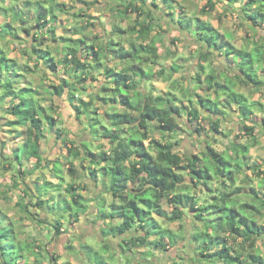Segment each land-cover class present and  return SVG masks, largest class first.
Returning <instances> with one entry per match:
<instances>
[{
    "label": "trees",
    "instance_id": "1",
    "mask_svg": "<svg viewBox=\"0 0 264 264\" xmlns=\"http://www.w3.org/2000/svg\"><path fill=\"white\" fill-rule=\"evenodd\" d=\"M77 1L86 6L93 4L87 0H74ZM222 1L206 0L195 13L194 9L177 0H109V8L117 13L118 18L134 16L135 22L126 29L114 23L110 33L95 34L91 41H87L91 34L89 28H96L101 23L92 20L94 17L90 13L83 9L72 13L76 18L81 17L77 21L79 26L73 27L78 38L58 37L54 24L55 8L66 4L56 0H37L31 5L37 29L33 33L36 43H43L44 39L58 41L53 50L57 58L51 55V50L45 52L49 71L62 74L59 84L49 86V92L60 95L66 91L77 118L82 124L87 119L83 126L84 132L88 133L81 134V139L80 136L74 140L62 139L71 157L67 171L72 181L66 187L70 204L64 199L60 204L65 203L66 210L74 215L72 221L77 222L79 211L87 208L83 195L77 192L78 188L88 189L81 180L89 174L94 181L101 182L103 192L110 194L112 200L106 204L102 192L94 199L98 207L96 218L106 223L101 229L104 237H122L120 247L127 258L143 247L147 248L142 255L146 260L155 249L169 250L179 235L163 227L152 216L163 218L165 214L169 221H178L185 218L184 209H187L188 213H194L196 225L189 238L197 254L191 256V264H264V256L257 246L258 239L264 234V225L258 222L264 218V196L255 187H242L237 183L245 167L257 171L256 163L249 164L246 158L249 149L258 143L260 133L264 132V129H257V121L253 118L256 109L264 111V104L250 101L240 90L241 86L264 90V32L261 41L252 40L251 46L233 43L230 34L222 33L209 20L200 17L211 13ZM225 1L231 8L238 4L239 19L243 23L264 30V0ZM17 16L21 18L22 14ZM163 25L186 33V37L197 46L193 52L204 64H197L191 82L185 84L187 78L181 75L171 80L169 90L153 94L141 87V81L152 77L151 65L161 63L157 42L164 41V37H154L151 33L155 26L162 28ZM24 32L31 33L28 28ZM114 36L120 39L116 40ZM37 50L44 53L42 48ZM107 55L124 65L119 68L109 66ZM216 56L224 58L223 67L213 65ZM90 57L92 61H88ZM184 59L180 56L173 61L166 76L181 72L185 65L179 61ZM10 67L9 59L0 49V87L5 92H13L8 79ZM166 69L162 63L158 74H165ZM96 71L105 79L99 86L93 85L98 80ZM3 74L7 77L2 79ZM180 78L184 82L181 83ZM88 89L91 91L87 92ZM30 92L31 89L26 87L15 93L14 97L19 101L12 105L11 114L28 122L23 151L41 162L45 159L39 153V143L45 138V132L53 130L57 119L43 107L35 105ZM82 94L88 99L84 100ZM108 102H111L109 107L101 112L105 124H99L98 110ZM231 112H236L242 122V134L251 139L250 143L233 142L231 154L213 148L205 140L206 146L202 147L200 154L183 155L176 150L175 142L166 139L181 125L199 137L221 133L223 118ZM90 120L99 127H91ZM205 120L207 129L202 124ZM262 123L264 125V118ZM154 127L161 132V140L151 135ZM55 132L59 137L63 135L61 127ZM68 142L70 146H67ZM93 142L97 144L93 146ZM104 142L108 143L106 149ZM60 166L55 164V172L64 180ZM257 172L258 175L264 174V170L258 169ZM250 180L246 179L247 183ZM262 183L260 181L258 186L262 187ZM190 187L209 197L200 202L201 197L190 192ZM243 193H247L246 198ZM163 200L173 207L170 214L163 212ZM23 208L25 210L27 204ZM26 212L32 215L27 209ZM4 223L0 218V264H17L25 255L16 250L13 227ZM104 245V249L108 248L109 242L104 241ZM179 257L183 259L181 255Z\"/></svg>",
    "mask_w": 264,
    "mask_h": 264
},
{
    "label": "crops",
    "instance_id": "2",
    "mask_svg": "<svg viewBox=\"0 0 264 264\" xmlns=\"http://www.w3.org/2000/svg\"><path fill=\"white\" fill-rule=\"evenodd\" d=\"M35 1L37 0H0V49L9 59L10 69L12 70L8 75V79L12 83L13 91L5 92L0 87V218L2 222H5L4 224H10L13 227L16 250L18 252H23L25 255L24 258H19L17 264H118L116 257H119V255L122 256V258L124 257L123 261L119 264H129L130 258L132 257L128 256L127 258L122 254L120 242L117 243V246H113L112 244L114 243L113 241L117 239L121 241L122 237H112L109 235L103 238L106 241L108 240L107 243L109 242V247L104 249V255H107V257H102L101 263H98L97 260L94 262L91 258H88L86 253L94 249V245H90L92 244L90 243V239L95 235V232L88 231L89 233L85 235V238H80L79 241L81 242H78L77 246L74 245V243L68 244L71 245L70 247L65 245L67 241V239L65 240V236L68 234V230L72 231L71 229L74 224H77L78 229H80L79 227L82 226L80 225L82 218L88 215H92L93 217L96 216L98 207L94 199L102 192L103 196L106 197L105 203L108 204V202L112 200V197L110 194H105L103 192L104 188L101 182H96L89 174H85L86 176L84 180H81V183L87 184L88 189L82 190L78 188L77 192L83 195V203L87 205V208L79 211V220L74 223L72 221L74 215L66 210L65 203L60 204L62 199L67 202L66 204H70L71 200L69 194L66 192V187L67 184L72 181V177L65 169L69 166L68 160H71V157L68 156L67 147L62 139L65 137L74 140L79 138V136L81 139V134L84 133H80L79 135V133L75 132L77 128L76 125H81L82 123L80 119L77 118L76 110L71 104L68 93L64 91L60 95H52L49 92V86L59 84L62 74L57 75L49 71L45 60V52L46 50H51V55L57 58L58 55L55 51L53 52V50H55L54 47L58 41L55 42L44 39L42 40L43 43H36L37 41L34 40L33 33H35L37 29L34 20L35 14L31 11V5ZM56 1L60 3L65 2L66 4V6L55 8L56 21L54 24L56 27V35L58 37L67 36L73 39L78 38L79 34L75 32L73 27L74 25L79 26V23H76V21H79V18L72 15L73 9H75V12L81 9L90 11L92 5L86 6L80 1L74 2V0ZM177 1H182L183 4H186L185 0ZM68 2H72V4L70 5ZM83 5H85V8ZM60 8H64V10ZM228 8L230 7L228 6ZM216 9L217 4L215 10ZM64 12H71L73 18V24H71L72 30H70V34L68 35H64L66 32L60 26L59 22L60 13ZM20 14H22L21 18L17 16ZM202 16L203 15L200 17L203 18ZM208 17L209 15H206L203 19L209 20ZM25 28H28L31 33L26 34L24 32ZM89 30L94 31L92 28H89ZM89 35L90 37H88L87 41H91L95 33L91 32ZM38 48H42L44 53L39 52L37 50ZM173 54L174 53L168 52V58L171 59L168 60L167 58L164 62H161V57V59H159L161 62L160 64L158 62L157 64L151 65L150 70L153 73L152 77L143 78L141 87H145L148 91H152L153 94H158L154 92L152 87V81L156 79V75L159 80L167 82V89L159 93L169 90V88L172 87L171 80L178 79L181 75H184L185 79L187 78L184 80L185 84H187L188 81L191 82V77L197 69V64L203 62L199 61L195 52L192 51L189 55H183V57H185L184 61H179L182 64L184 63V69H181V72H174L172 77H168L166 76L170 71L168 68L173 61L182 56L181 54ZM111 57V55H107L106 58L109 66L119 68L124 65L116 58ZM223 59L224 58L221 56H216L213 63H218L219 68L220 66L223 67L221 63ZM88 61H92L91 57ZM162 63L165 64L167 69L165 74L160 75L158 74V70ZM146 67L148 68V65H146ZM154 67H158L159 69L155 71ZM98 72L99 71L95 72L98 80L94 81L93 84L96 86L101 85L105 81L103 76L98 75ZM228 75L231 76L229 73ZM5 77L7 76L3 74L2 79ZM165 77H167V79H165ZM181 80L182 78H180V82L182 83ZM26 87L31 89L30 93L35 105L43 107L57 119L53 126V130L45 132V138L39 143V153L45 159L41 162H38L35 157L29 156L23 151L28 122H23V120L11 114L12 105L19 101V98L14 97L15 93L19 92L21 88ZM90 91L91 89L87 90V92ZM199 91L203 93V90ZM82 97L84 100L88 99L86 94H82ZM249 99L252 101V98ZM110 104L111 102H108L104 107L100 106L98 114L101 115V112H105ZM95 106H97V104H95ZM119 108L121 107L119 106ZM67 114L68 120L66 119L65 122L63 120H65L64 118ZM255 114L256 113H254V115ZM64 122L72 124L69 127L70 131L62 128L61 125H64ZM57 127L63 129V135L61 137L55 132ZM73 133L76 134L74 135ZM90 138L91 141H94L92 137ZM93 143V146L97 144L96 142ZM104 143L108 145L107 142ZM70 145L71 144L68 142L67 146ZM104 148L106 149L107 147ZM94 150L96 151L95 147ZM18 159H20V162ZM56 163L61 165V170L63 168L60 175H63L62 177L64 180H61L58 178V175H56V168L54 167ZM74 163L78 164V161H74ZM62 164H65V166L62 167ZM104 179L106 178L104 177ZM78 182L79 181L76 183L78 184ZM43 187L49 190L47 194L45 193L47 190L44 191ZM90 194H92V196ZM40 200H42V202H40ZM24 204H27L26 209L31 212L32 215H29L26 209L24 210ZM57 227L60 229L59 232L57 231ZM83 228L82 226V229ZM78 232H85V230H78ZM127 235L128 234L124 236ZM66 248L70 249V254L67 255L68 258H64L66 256ZM51 256H55L56 258L53 259ZM74 256H76L79 261L75 262L73 260Z\"/></svg>",
    "mask_w": 264,
    "mask_h": 264
},
{
    "label": "rangeland",
    "instance_id": "3",
    "mask_svg": "<svg viewBox=\"0 0 264 264\" xmlns=\"http://www.w3.org/2000/svg\"><path fill=\"white\" fill-rule=\"evenodd\" d=\"M61 1H66V0H61ZM90 2H93L92 8L90 11L87 9H84L86 12L90 13L92 17H94L92 20L96 21L98 24L96 28H92L90 32H94L95 34H101L103 31H111L112 26L114 23L120 24L124 29L128 28L129 25L134 24L135 18L134 16H130L128 18H118L116 16V12L112 11L109 8V0H87ZM186 4L190 9H194L195 13L205 4L206 0H185ZM65 3V2H64ZM70 5L72 2H68ZM225 5H229V2L227 1H222L217 4V9L207 15H209V20L215 25L216 28H218L222 33L230 34L232 37L233 43H235L238 46L245 45L247 44L248 46L252 45V40H258L261 41L263 37V32L264 30L261 29H256L252 28L251 26L243 23L241 19H239V12L237 5H234L232 7L235 8H228ZM85 8V5H83ZM72 8V7H71ZM73 13H75V9H73ZM60 26L64 29L66 32L64 35L70 34L71 29V24H73L72 21V15L71 12H64L60 13ZM203 18L206 17V15L202 16ZM81 18V17H79ZM77 23V21H76ZM78 24V23H77ZM68 29V30H67ZM61 31V30H60ZM113 33V32H111ZM184 33V32H183ZM180 31L176 29H171L168 28L167 26L163 25L162 28L156 27L151 33L154 37L158 35L159 37H164V41L162 42H157V45L159 47L160 54L162 55V61L164 62L167 58L168 52L174 53L173 55H178L181 54L183 55H189L194 50H197V46L195 43L191 40L188 39L185 35H183ZM75 35V34H74ZM115 39H120V37L114 36ZM132 38V37H131ZM172 39L174 42H172ZM171 57V56H169ZM171 58H168V60ZM218 63H214L213 65H217ZM159 68L154 67V70L157 71ZM157 73V72H155ZM262 76H264V73H262ZM184 82L183 80H181ZM153 85V90L155 93H159L160 91H164L167 89V82L159 80L158 76L156 75V79L152 81ZM240 90L245 93L249 98H252V100L256 102H261L264 104V90H252L249 87L246 86H241ZM255 114L253 116L254 120L257 121L255 124L257 129L263 130L264 125L262 123V119L264 118V111H259L258 109L255 110ZM228 115V114H227ZM225 115L222 121V125L220 128L221 133H213L214 135L212 136V133L204 134L202 137L196 136L195 134L191 133L185 125H181L176 132L168 134L166 139L171 140L172 142H175L176 145V150L180 153H189V154H200V152L203 150L202 147L206 146L205 140H208L210 144L212 145L213 148L219 150V151H224L226 153H233L232 151V143L233 142H238V143H250L251 139L249 136H244L242 134V122H240V119L237 116L236 112H231L229 116ZM68 117V114L65 116V121ZM227 117V118H226ZM207 119V118H206ZM68 120V119H67ZM99 124H105V120L101 117V115L98 117ZM64 125L62 124L63 129H67V131H70L69 127L72 125L71 123H65ZM248 124H251L250 120H247ZM83 124H87V119L83 120ZM83 124H77L75 132L79 133H88L84 132L85 126ZM99 124H96V126L92 123L90 120V126L95 129L99 127ZM202 124H204L205 128H208V123L207 120L202 121ZM194 125V124H193ZM79 126V128H78ZM194 127V126H192ZM78 129V130H77ZM74 131V130H73ZM208 131V130H207ZM72 133V132H71ZM74 135L76 133H73ZM151 135L155 139H162L161 132L157 128H153L151 131ZM211 137V138H209ZM259 141L256 145L252 146L249 149L248 156L246 158V161H248L249 164L251 163H256L255 168L259 170H264V132L262 134L260 133L259 135ZM104 147H108L107 144L104 143ZM68 166V165H67ZM61 167V166H60ZM69 167V166H68ZM68 167L65 169L67 170ZM244 174L242 173L239 176L238 184L241 185L242 187H247L248 185L251 187H255L260 191V195L264 196V174L258 175L257 171H254L252 169L244 168ZM67 173H69L67 171ZM61 174V173H60ZM186 177V173H184ZM246 175V176H245ZM63 176V175H61ZM251 179L247 183L246 179ZM262 181V187L258 186V183ZM216 185V184H215ZM247 185V186H246ZM245 191H248V188H244ZM243 189V191H244ZM43 190L46 191V187H43ZM49 190H47L45 193L47 194ZM190 192L194 193L196 197H201L200 202H204L209 197V195L204 194L203 196L199 193L198 190L195 188L190 187L189 189ZM244 191V192H245ZM92 196V194H90ZM199 195V196H198ZM87 196V197H91ZM243 197H247V193H243ZM209 200V198H208ZM99 206V204H98ZM172 206L166 203L165 200L162 201V210L164 213L170 214L172 210ZM187 209H184L186 216L183 220H178V221H169L165 214H163V218L159 217L158 215L153 214L152 217L157 219L159 223L163 227H168L175 231L179 237L176 240V243L173 245L169 246L167 251H160L158 249L153 250L152 256H150L146 260L143 257V252L147 251L146 247L140 248L136 254H132L130 257V263L129 264H145V262L152 261L153 264H173V263H184V264H191L192 263V257H196L195 255V249L194 246L192 245L193 243L190 242V235L192 231L195 229V220L193 219L194 213H188L186 211ZM84 219V221H83ZM82 221L80 222V225H82L84 228L82 229V226H80L78 229L77 224L72 227V231L68 230V236H65V245L68 246L70 243H74V245H78V242L80 238H85V235L88 234L89 232L93 233L95 232V235H93L92 239H90V245H94V249L90 250L87 253L88 258H91L94 262L97 260L98 263H101L102 257H104V236L101 232V229L104 225H106L105 221L103 222L101 219L96 218V216L88 215L85 216V218L81 219ZM260 224L264 225V218H260L258 221ZM75 223V222H74ZM199 226V225H198ZM197 226V227H198ZM200 227V226H199ZM264 228V226H263ZM79 231H84L85 232H78ZM89 231V232H88ZM264 231V230H263ZM133 234L135 232H132ZM153 236L150 237L152 239ZM108 241V240H107ZM114 243L113 246H117L118 239L116 241H113ZM257 246L261 254L264 256V234L258 239L257 241ZM112 248V247H111ZM70 249L66 248V256L64 258H68L67 255L70 253ZM112 252V251H111ZM73 255V254H71ZM181 255V257H179ZM107 257V255L105 256ZM124 257L119 255V257H116V261L119 264L122 262ZM73 260L75 262L79 261L76 256L73 257ZM100 261V262H99ZM203 264H206L203 262Z\"/></svg>",
    "mask_w": 264,
    "mask_h": 264
}]
</instances>
